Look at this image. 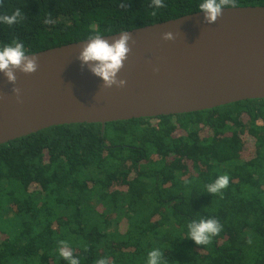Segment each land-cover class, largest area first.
Here are the masks:
<instances>
[{
  "label": "trees",
  "instance_id": "trees-1",
  "mask_svg": "<svg viewBox=\"0 0 264 264\" xmlns=\"http://www.w3.org/2000/svg\"><path fill=\"white\" fill-rule=\"evenodd\" d=\"M201 2L2 0L0 15L19 8L25 18L0 23V46L17 39L33 54L200 12ZM246 6L264 0H238ZM223 174L228 188L207 193ZM201 218L223 226L202 246L187 228ZM60 240L80 264H147L154 248L167 264H264V99L103 129L52 126L1 144L0 264H68Z\"/></svg>",
  "mask_w": 264,
  "mask_h": 264
},
{
  "label": "water",
  "instance_id": "water-1",
  "mask_svg": "<svg viewBox=\"0 0 264 264\" xmlns=\"http://www.w3.org/2000/svg\"><path fill=\"white\" fill-rule=\"evenodd\" d=\"M172 32L174 39L164 40ZM122 88L81 67L79 41L36 55L33 74L17 71L19 101L0 73V145L59 125L105 124L187 114L264 99V6L224 9L213 24L202 11L128 31ZM119 33L103 36L110 43Z\"/></svg>",
  "mask_w": 264,
  "mask_h": 264
},
{
  "label": "clouds",
  "instance_id": "clouds-1",
  "mask_svg": "<svg viewBox=\"0 0 264 264\" xmlns=\"http://www.w3.org/2000/svg\"><path fill=\"white\" fill-rule=\"evenodd\" d=\"M2 4V0H0ZM155 8H163L166 5L164 0H151ZM121 8H126L127 4L121 3ZM238 7V0H202L199 4L200 11L204 14V23L213 24L223 15L224 9H234ZM155 16L156 12L153 11ZM24 13L17 8L10 15H0V23L13 26L24 19ZM52 23L51 19L45 21ZM103 36L96 32L92 34L87 43L83 45L77 59L81 62V67L87 66L88 70L95 76L102 78L104 88L113 86L122 88L126 85V80L119 78L118 74L124 66V62L131 52L130 41L135 43L128 31L119 33L111 43L102 38ZM164 40L174 39L172 32L163 33ZM39 63L36 55H30L22 41L13 39L11 43L0 46V73H3L6 80L13 85L12 93L16 95L19 101L20 88L16 87L17 71L23 74H33L38 70ZM230 177L227 174L220 175L214 182L206 185V192L212 195L221 194L229 186ZM188 183V181H185ZM188 238L193 240L197 245H208L212 239L222 231V224L216 218H201L198 221L192 220L187 224ZM60 257L68 264H80L79 258L73 255L64 240L58 241ZM147 264H167L164 253L159 248H154L148 252ZM95 264H109L107 258H99Z\"/></svg>",
  "mask_w": 264,
  "mask_h": 264
}]
</instances>
